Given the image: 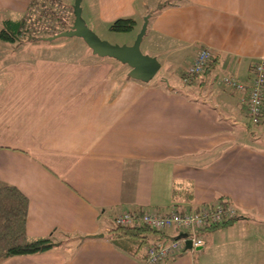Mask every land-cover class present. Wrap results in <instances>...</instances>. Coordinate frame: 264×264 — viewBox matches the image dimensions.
Masks as SVG:
<instances>
[{"label": "crops", "instance_id": "1", "mask_svg": "<svg viewBox=\"0 0 264 264\" xmlns=\"http://www.w3.org/2000/svg\"><path fill=\"white\" fill-rule=\"evenodd\" d=\"M33 1L0 0L1 25L23 18ZM165 1H82L96 28L118 18H133L136 27L150 14L145 37L162 64L150 82L131 78L128 65L109 57L8 65L0 90V186L28 197L31 238L59 244L1 264H146L107 238L117 216L221 197L240 217L205 231V246L167 264H264V143L244 92L221 82L232 75L250 83L264 58V0H170L158 9ZM202 48L212 51L211 69L183 84ZM174 69L178 84L168 76ZM162 233L180 236L172 228ZM162 233L150 234L152 242Z\"/></svg>", "mask_w": 264, "mask_h": 264}, {"label": "built area", "instance_id": "2", "mask_svg": "<svg viewBox=\"0 0 264 264\" xmlns=\"http://www.w3.org/2000/svg\"><path fill=\"white\" fill-rule=\"evenodd\" d=\"M212 61V51L209 48L200 49L193 62L182 73V83L191 84L198 75L208 70ZM221 82L230 90L244 92L242 103L246 106L253 125H259L264 121V58L253 65L250 83H245L232 75H224ZM238 216V209L232 201L218 198L198 207L183 209L177 207L167 211L130 209L117 216L115 222L123 227L140 222L161 232L176 229L179 237L156 239L146 247V264H167L188 249L187 240H191L192 250H198L206 244L203 236L206 228L228 223Z\"/></svg>", "mask_w": 264, "mask_h": 264}, {"label": "trees", "instance_id": "3", "mask_svg": "<svg viewBox=\"0 0 264 264\" xmlns=\"http://www.w3.org/2000/svg\"><path fill=\"white\" fill-rule=\"evenodd\" d=\"M48 1L44 0V3L39 4L38 0H34L23 18L20 20H4L0 29V39L10 43L21 42L24 39L31 42L43 39V33L50 34L53 28L51 25L44 24L41 21V16L37 19L32 18L34 8L38 7V5L47 7L45 4ZM164 5L166 3L160 4L158 9H161ZM48 12H50V16L53 15L52 9L48 10ZM61 24L64 25V22L61 21ZM135 25L136 20L133 18H118L110 25V29L116 32H129L134 29ZM90 51L92 52L91 49ZM212 65L213 61L209 65L208 70L211 69ZM28 212L29 199L18 187L10 184L0 186V264L11 256L42 253L51 250L59 244L53 241L51 237L33 239L28 235ZM238 218L225 224L206 228L205 231L227 226ZM158 232L160 233L161 231H155L140 222H136L133 226L128 227L117 225L107 235V238L121 250L134 256H139L145 262L146 247L152 243L150 234ZM96 237L102 236L98 235ZM158 238L166 237L162 233Z\"/></svg>", "mask_w": 264, "mask_h": 264}, {"label": "rangeland", "instance_id": "4", "mask_svg": "<svg viewBox=\"0 0 264 264\" xmlns=\"http://www.w3.org/2000/svg\"><path fill=\"white\" fill-rule=\"evenodd\" d=\"M38 1L39 4L44 3V0ZM169 1L170 0L165 1V3ZM52 2L53 3H51L49 0L45 4L47 7L38 5V7H35L34 11H32L33 19H37L39 16H41V21H43L44 24L51 25L53 28L50 34L43 33V38L70 29L74 22L75 15L73 5L75 0H53ZM83 3L84 2H82V8H85ZM47 9L53 10L52 16H50V12H48ZM83 17L86 20L87 25L102 39L107 40L112 44L119 45H132L137 39V36L140 33L144 23L140 22L138 26L134 27V29L129 32H116L112 31L107 24V26L105 25L96 28L92 21L89 20L86 10L83 12ZM61 21L64 22V25L61 24ZM1 26L2 25L0 21V27ZM148 39V37L144 36L141 44V50L144 54L155 56V54L151 52L150 48L148 47ZM42 56L74 59L79 61L98 60L101 58L100 56L93 54L85 41L79 37H60L52 41L38 39L31 42H29L27 39H24L21 42L16 43L6 42L0 39V90L2 89L5 82L9 79V71L6 70L8 69V65L18 60H34L37 57ZM174 70L170 71L172 73H170L168 76L170 77V81L172 83L174 81L177 83L179 77L176 74V70ZM161 76L162 73H160L158 77ZM253 126L254 131H256V133L262 137V143H264V124L259 128L255 127L257 125Z\"/></svg>", "mask_w": 264, "mask_h": 264}, {"label": "water", "instance_id": "5", "mask_svg": "<svg viewBox=\"0 0 264 264\" xmlns=\"http://www.w3.org/2000/svg\"><path fill=\"white\" fill-rule=\"evenodd\" d=\"M83 0H75L74 22L70 29L61 31L57 34L44 37L46 41H52L60 37H79L82 38L93 54L100 57L114 58L117 61L130 67L129 76L141 82H150L160 71L162 64L156 56L144 54L141 50V44L147 33L150 14L144 17V23L137 39L132 45L112 44L102 39L86 23L83 17ZM187 248L192 247L191 240L186 241Z\"/></svg>", "mask_w": 264, "mask_h": 264}]
</instances>
